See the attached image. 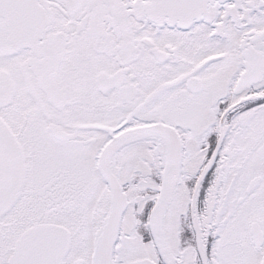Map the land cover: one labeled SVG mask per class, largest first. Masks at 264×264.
Listing matches in <instances>:
<instances>
[{
    "label": "snow or ice",
    "instance_id": "1",
    "mask_svg": "<svg viewBox=\"0 0 264 264\" xmlns=\"http://www.w3.org/2000/svg\"><path fill=\"white\" fill-rule=\"evenodd\" d=\"M0 264H264V0H0Z\"/></svg>",
    "mask_w": 264,
    "mask_h": 264
}]
</instances>
